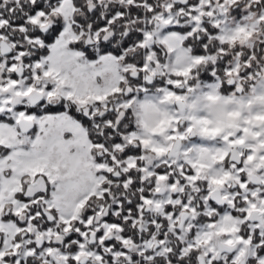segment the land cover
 <instances>
[{"label": "snow or ice", "instance_id": "6c2138e0", "mask_svg": "<svg viewBox=\"0 0 264 264\" xmlns=\"http://www.w3.org/2000/svg\"><path fill=\"white\" fill-rule=\"evenodd\" d=\"M0 264H264V0H0Z\"/></svg>", "mask_w": 264, "mask_h": 264}]
</instances>
